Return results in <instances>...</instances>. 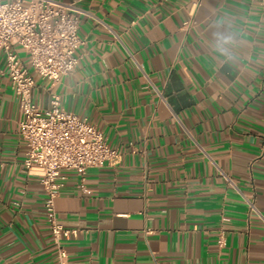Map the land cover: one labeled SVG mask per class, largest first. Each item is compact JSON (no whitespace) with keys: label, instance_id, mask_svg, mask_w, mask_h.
<instances>
[{"label":"crops","instance_id":"obj_1","mask_svg":"<svg viewBox=\"0 0 264 264\" xmlns=\"http://www.w3.org/2000/svg\"><path fill=\"white\" fill-rule=\"evenodd\" d=\"M191 1L82 0L74 71L33 73L120 153L66 173L68 264H264V3ZM19 119L0 51V264H57Z\"/></svg>","mask_w":264,"mask_h":264},{"label":"built area","instance_id":"obj_2","mask_svg":"<svg viewBox=\"0 0 264 264\" xmlns=\"http://www.w3.org/2000/svg\"><path fill=\"white\" fill-rule=\"evenodd\" d=\"M80 1L28 0L24 4L22 0H0V51L20 107L18 134L25 145L23 167L39 178L57 264H68L63 241L76 239L84 232L66 227L56 215L55 200L66 173L74 172L84 189L88 169L113 164L120 156L87 117L64 109L59 94L52 93L47 109H41L32 99L33 73L54 83L72 73L78 63L76 52L83 43L79 36L80 15L84 13L77 6ZM198 3L191 1V12ZM16 48L24 51L27 63Z\"/></svg>","mask_w":264,"mask_h":264}]
</instances>
